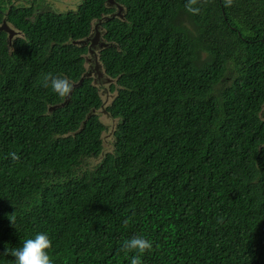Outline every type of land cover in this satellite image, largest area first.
Segmentation results:
<instances>
[{"label": "trees", "instance_id": "1", "mask_svg": "<svg viewBox=\"0 0 264 264\" xmlns=\"http://www.w3.org/2000/svg\"><path fill=\"white\" fill-rule=\"evenodd\" d=\"M105 1L0 0L24 34L10 51L0 32V264L40 231L56 264H130L136 235L153 245L141 264H264V0H118L125 17L103 26L119 48L101 52L110 137L92 79L54 110L65 97L45 83L81 78L73 41Z\"/></svg>", "mask_w": 264, "mask_h": 264}, {"label": "water", "instance_id": "2", "mask_svg": "<svg viewBox=\"0 0 264 264\" xmlns=\"http://www.w3.org/2000/svg\"><path fill=\"white\" fill-rule=\"evenodd\" d=\"M105 5L107 8L115 10L110 14L102 15L101 17L93 20L91 22L89 34L84 38L73 41V44L75 45L87 47V52L83 55L85 68L84 73L77 82L72 83L70 93L65 97L64 101L49 107V110H54L57 107H64L65 105H67L71 99V95L74 89L76 87H79L83 83L85 78L92 79V84L99 89L100 95L103 99V103L97 110V113L100 116V119L105 123V125L111 128L108 136H112L114 126L116 125L118 120L117 118H113L106 107L111 101H113L117 94L116 89L114 90V92L111 91V86L113 84H117V79L109 76L106 73L105 66L103 64V61L101 60V52L104 49L110 47H119L116 42L108 41L105 38L107 29L103 26V24L116 18L123 19L125 17L126 8L123 4L118 3L117 0H106ZM7 14L8 13L6 12L2 22L0 23V32L6 33L9 50L11 51L13 48V40L16 37H24V34L20 30H17L15 26H12L9 23V21L7 20ZM88 118L89 115L86 116V119L82 122L79 130L86 123Z\"/></svg>", "mask_w": 264, "mask_h": 264}, {"label": "clouds", "instance_id": "3", "mask_svg": "<svg viewBox=\"0 0 264 264\" xmlns=\"http://www.w3.org/2000/svg\"><path fill=\"white\" fill-rule=\"evenodd\" d=\"M188 10L193 14L199 12L198 8L189 7ZM45 83L61 98L66 97L70 93L71 85L67 79L59 77L46 78ZM9 155L12 159H16L14 154L10 153ZM10 220L15 226L14 221ZM52 247L53 239L50 235L47 232L40 231L23 239L20 247L12 249L11 255L15 258V264H56L55 259L51 255ZM152 247L150 240L142 235H136L123 241L120 246V252L125 257H130V264H141V258ZM7 252L8 250L5 253Z\"/></svg>", "mask_w": 264, "mask_h": 264}, {"label": "flooded vegetation", "instance_id": "4", "mask_svg": "<svg viewBox=\"0 0 264 264\" xmlns=\"http://www.w3.org/2000/svg\"><path fill=\"white\" fill-rule=\"evenodd\" d=\"M49 0H17V2L18 3H25V4H27V3H29V5L31 4V5H33V7L35 8V11H34V14H37L38 12H40V11H42V9H45V7H46V5H47V2H48ZM52 1V0H51ZM80 1L81 0H79L78 1V3H77V6H78V4L80 3ZM57 1H55L54 2V4L55 5H57V3H56ZM117 2L118 3H120V4H122L121 2H119L118 0H117ZM70 4H74L73 3V1H71V3ZM49 6V5H48ZM51 6V5H50ZM52 7V6H51ZM48 8V9H51V10H53L52 8ZM69 10H71V8H69ZM69 10H67V11H69ZM115 9H112V11L111 12H113ZM12 26H15L12 22H9ZM17 30H19V29H17ZM6 39H7V35H6ZM7 42H8V39H7ZM115 90V89H114ZM114 90H112V86H111V91L112 92H114Z\"/></svg>", "mask_w": 264, "mask_h": 264}, {"label": "rangeland", "instance_id": "5", "mask_svg": "<svg viewBox=\"0 0 264 264\" xmlns=\"http://www.w3.org/2000/svg\"><path fill=\"white\" fill-rule=\"evenodd\" d=\"M55 1H57L56 2L57 5L54 4ZM71 1H73L74 4H70ZM78 1L79 0H52V1L49 0L47 2V5H46L45 9H48V8H50L52 6L53 7V10H55V11L66 12L67 10H69V8H71V9L77 8ZM110 136L111 135H109V137Z\"/></svg>", "mask_w": 264, "mask_h": 264}]
</instances>
